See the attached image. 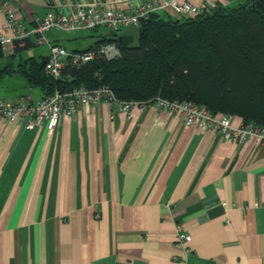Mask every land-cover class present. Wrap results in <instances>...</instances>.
I'll return each mask as SVG.
<instances>
[{
	"label": "crops",
	"instance_id": "0c3cea01",
	"mask_svg": "<svg viewBox=\"0 0 264 264\" xmlns=\"http://www.w3.org/2000/svg\"><path fill=\"white\" fill-rule=\"evenodd\" d=\"M5 1L28 29L63 2ZM101 1L127 11L134 0ZM4 24L0 10V32ZM128 28L92 29V42L71 48L45 35L76 51ZM30 38L4 53L11 60L0 62V99L44 96L19 72L24 60L49 54L46 44L40 57H24L40 45ZM181 232L191 240L181 241ZM0 264H264V142L229 141L153 104L135 106L131 116L88 104L54 132L47 123L28 128L0 118Z\"/></svg>",
	"mask_w": 264,
	"mask_h": 264
},
{
	"label": "trees",
	"instance_id": "16d2710c",
	"mask_svg": "<svg viewBox=\"0 0 264 264\" xmlns=\"http://www.w3.org/2000/svg\"><path fill=\"white\" fill-rule=\"evenodd\" d=\"M140 30L139 47H124L112 37L101 40L91 48L117 41L120 56L67 62L57 79L46 74L45 60L34 57L24 60L19 72L44 93L107 85L122 102L148 103L157 96L190 100L214 114L264 126V0L218 4L195 15L158 11L142 21Z\"/></svg>",
	"mask_w": 264,
	"mask_h": 264
},
{
	"label": "built area",
	"instance_id": "2783aa9c",
	"mask_svg": "<svg viewBox=\"0 0 264 264\" xmlns=\"http://www.w3.org/2000/svg\"><path fill=\"white\" fill-rule=\"evenodd\" d=\"M216 3L196 5L191 1L178 0H134L129 10H122L113 3L101 0H63L62 7L50 10L45 17L36 20L31 28H25L17 18L15 9L0 0V10L5 15L4 32H0V44L5 52H12L14 40L35 36L39 44L49 46V54L44 62L46 74L59 78L67 62L81 64L93 60L97 56L115 58L120 56L121 48L117 41L99 44L97 47L84 51L69 50L64 45L51 42L46 32L52 29L67 33L87 31L99 27H107L118 32L125 27L136 25L140 28L142 21L158 11L171 10L176 14H201L215 8ZM106 102L131 116L137 105L153 104L163 111H170L180 116L186 126L198 125L217 130L229 141L243 144L253 139L256 144L264 142V126L250 122L239 125L233 123L234 115L212 113L207 107L190 100H168L161 96L148 103L136 101H119L111 88L100 85L88 88L85 85L76 87H56L49 93L34 101L30 96L23 95L15 101L0 99V118L7 122H25L28 128L42 126L47 123L54 132L61 123L63 116L74 115L81 106ZM179 239L185 243L191 240L186 232L179 233Z\"/></svg>",
	"mask_w": 264,
	"mask_h": 264
},
{
	"label": "rangeland",
	"instance_id": "374dc122",
	"mask_svg": "<svg viewBox=\"0 0 264 264\" xmlns=\"http://www.w3.org/2000/svg\"><path fill=\"white\" fill-rule=\"evenodd\" d=\"M100 30H104L103 28H100ZM50 32V31H49ZM47 32V34L49 33ZM52 34L55 33L57 35H60L61 36V41L69 48H71L72 45H75L76 42H79L78 44L76 45H87L88 42H92L93 41V37H92V34H93V30L91 31H82V32H78V33H66L64 31H61V30H56V29H52L51 30ZM46 34V35H47ZM71 45V46H70ZM44 46H46V44H40V45H37V46H34V47H31V48H28L26 49L24 52H23V55L24 57H30L32 56L33 54L36 55L37 57H40L38 56L40 53L43 52V50H45ZM4 51V50H3ZM5 53V51H4ZM26 55V56H25ZM19 55L17 57V59H19ZM11 59L9 58H6V57H2L0 58V62H3V61H6L7 63L10 62Z\"/></svg>",
	"mask_w": 264,
	"mask_h": 264
},
{
	"label": "water",
	"instance_id": "95a60500",
	"mask_svg": "<svg viewBox=\"0 0 264 264\" xmlns=\"http://www.w3.org/2000/svg\"><path fill=\"white\" fill-rule=\"evenodd\" d=\"M113 34H116V32H112ZM140 35L141 30L136 25L130 26L125 33L120 34L117 36L118 42L128 48H137L140 46ZM22 43H26L24 47H28L31 44V38L30 37H24L14 40L15 45V51H19L22 49L23 46H21Z\"/></svg>",
	"mask_w": 264,
	"mask_h": 264
}]
</instances>
